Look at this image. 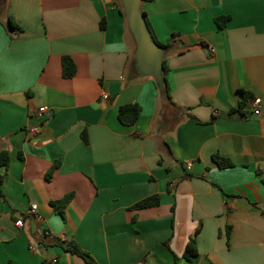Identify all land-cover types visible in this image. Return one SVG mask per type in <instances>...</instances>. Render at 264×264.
<instances>
[{
    "label": "crops",
    "instance_id": "1",
    "mask_svg": "<svg viewBox=\"0 0 264 264\" xmlns=\"http://www.w3.org/2000/svg\"><path fill=\"white\" fill-rule=\"evenodd\" d=\"M140 10L166 44L168 100L133 62L119 0H7L0 264H89L69 243L95 264H264V0H142ZM126 104L140 107L131 126L117 119ZM66 195L60 215L50 202ZM151 196L158 206L131 209Z\"/></svg>",
    "mask_w": 264,
    "mask_h": 264
},
{
    "label": "trees",
    "instance_id": "2",
    "mask_svg": "<svg viewBox=\"0 0 264 264\" xmlns=\"http://www.w3.org/2000/svg\"><path fill=\"white\" fill-rule=\"evenodd\" d=\"M144 15V14H143ZM145 21H146V26L147 29L152 37V40L160 47H165L166 44H161L159 43L156 38L153 36L151 29L148 25V22L146 20V17L144 15ZM226 20H228L227 17H222V18H218L215 19L216 24L218 25V27H222L224 22H226ZM8 26L10 29H19V27L15 24V22L13 21V19L11 17L8 18ZM61 68H62V76L69 78L72 75H74L75 72V67L71 61V59H69L68 57H62L61 59ZM163 78H164V82H165V88H166V93L167 96L169 98V94H168V87H167V82H166V77H165V68L163 65ZM250 98V95L248 92H243L242 91V100L238 105V112L241 113V110L245 107L246 103L248 102ZM140 116V107L136 104H126V105H122L118 108L117 111V119L118 121L125 126H131L134 123L137 122V120L139 119ZM83 135V134H82ZM83 137V136H82ZM214 163L219 167V168H228L230 166H232V164L218 156V155H214L212 157ZM10 162V157L8 155L7 151H0V168L6 169L9 165ZM58 167V163H54L53 166L51 167L50 171L47 173L48 178L50 177V175L52 174V172L57 169ZM3 177L0 176V185L2 183ZM71 199V195H66L64 196L62 199L55 201V202H50V205L52 208H54L55 210H57L60 215H62V210L64 209V207L68 204V202ZM159 205V198L158 196H151L148 197L146 199H143L141 201H139L138 203H136L135 205H133L131 207L132 210H142V209H148V208H153ZM64 251L67 253H70L72 255H76L80 258H82L84 261H86L89 264H95L94 261L88 256V254L82 252L74 243H69L67 244V246L64 248ZM184 259L187 261H191L195 256H196V247H195V242L193 239H191L186 247H185V251H184Z\"/></svg>",
    "mask_w": 264,
    "mask_h": 264
},
{
    "label": "water",
    "instance_id": "3",
    "mask_svg": "<svg viewBox=\"0 0 264 264\" xmlns=\"http://www.w3.org/2000/svg\"><path fill=\"white\" fill-rule=\"evenodd\" d=\"M141 1L119 0L123 15L136 43L133 62L138 71L154 78L158 90L168 100L163 78V56L165 48L158 46L152 40L146 26L144 15L140 10ZM6 4L7 0H0V16L4 13ZM214 107L218 110H223L219 106Z\"/></svg>",
    "mask_w": 264,
    "mask_h": 264
},
{
    "label": "built area",
    "instance_id": "4",
    "mask_svg": "<svg viewBox=\"0 0 264 264\" xmlns=\"http://www.w3.org/2000/svg\"><path fill=\"white\" fill-rule=\"evenodd\" d=\"M207 50L211 54L214 53V49L212 47H208ZM104 99H108V97L107 96H104ZM251 104H252V106L254 108L253 113L255 115H258V113H259V110H258V108H259V99L258 98L252 99L251 100ZM45 112H46V109L44 107L39 108L38 109V116L44 115ZM185 167H186V169H190L191 163L190 162H186L185 163ZM36 208H37L36 205H32L31 206V210H30L32 216H34V217H36V215H35ZM16 225L20 226L21 223L20 222H17ZM53 262H55V260H53Z\"/></svg>",
    "mask_w": 264,
    "mask_h": 264
}]
</instances>
